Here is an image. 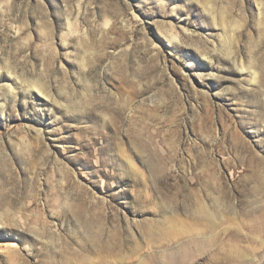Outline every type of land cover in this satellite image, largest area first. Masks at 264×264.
Masks as SVG:
<instances>
[{"label": "rangeland", "instance_id": "1", "mask_svg": "<svg viewBox=\"0 0 264 264\" xmlns=\"http://www.w3.org/2000/svg\"><path fill=\"white\" fill-rule=\"evenodd\" d=\"M214 261L264 264V0H0V264Z\"/></svg>", "mask_w": 264, "mask_h": 264}, {"label": "bare ground", "instance_id": "2", "mask_svg": "<svg viewBox=\"0 0 264 264\" xmlns=\"http://www.w3.org/2000/svg\"><path fill=\"white\" fill-rule=\"evenodd\" d=\"M77 9H79V6H77ZM108 21V20H107ZM107 21H105L104 23H105V25H106V23H107ZM68 26L69 27H71V24L68 22ZM173 35V34H172ZM171 37H174V36H171ZM175 38V37H174ZM11 73V72H10ZM29 88L30 89H36L39 93H41V94H44L45 92H44V89H43V86H41V84H39V83H36V82H34V83H31V84H29ZM46 94V93H45ZM199 213L203 216V218H205L204 219V223L203 224H201L199 227H194V226H192V227H189V228H187V229H184L183 230V233H180V234H178V235H184L185 236V239H187L186 241H188V243H192L193 244V247H196L197 249L199 248V249H201L200 247H201V245H199V243H201V242H204L205 241V243L206 242H209L210 241V238H208L209 236V234L210 233H212L211 232V230H214L215 229V224H217L218 222H217V220L211 215V213L210 212H208V209L206 210L204 207H200V209H199ZM218 226V225H217ZM214 228V229H213ZM217 228V227H216ZM232 229V228H231ZM216 230V229H215ZM214 230V231H215ZM226 230V229H225ZM237 230V229H236ZM213 231V232H214ZM228 231V230H227ZM207 232H210L209 234L207 233ZM205 233H207L208 235H206ZM228 233V232H227ZM216 234V233H215ZM218 234V233H217ZM211 236V235H210ZM219 236V235H218ZM225 236V235H224ZM213 238H214V236H213ZM209 239V241H207ZM212 239V238H211ZM216 239V238H215ZM201 240H203V241H201ZM222 241V240H221ZM211 242H212V240H211ZM213 242H214V240H213ZM212 242V243H213ZM218 242V241H217ZM212 243H210V244H212ZM209 244V245H210ZM187 245V244H186ZM213 245V244H212ZM214 245H216L215 243H214ZM223 245V244H222ZM211 247V246H210ZM217 247V246H216ZM220 248H221V246H219ZM223 247V246H222ZM212 248V247H211ZM211 248H209V249H211ZM214 248V247H213ZM196 249V250H197ZM216 248H214V250H215ZM219 249V248H218ZM223 249H224V247H223ZM223 249H221V250H219V251H217L218 252V254H220V251L222 252L223 251ZM233 249V248H232ZM231 249V250H232ZM207 250V249H206ZM212 250V249H211ZM224 250H226V249H224ZM230 250V251H231ZM209 251V250H208ZM235 251H237V249L235 250ZM215 252V251H214ZM228 253H229V250L227 251ZM227 252H225V254H228ZM239 252V251H238ZM233 253V252H232ZM208 254V253H207ZM234 254V253H233ZM213 255H215L216 256V253L215 254H213ZM221 255V254H220ZM236 255H237V253H236ZM241 255V254H240ZM226 256V255H225ZM206 257V256H205ZM213 257V256H212ZM237 257V256H236ZM215 258V257H214ZM241 258V257H240ZM206 259V258H205ZM208 259V258H207ZM210 259V258H209ZM222 260H223V258H221ZM238 259V258H237ZM245 258L243 257V259L242 260H244ZM220 260V259H219ZM230 260V259H229ZM246 260V259H245ZM244 260V262H246ZM224 261V260H223ZM206 262V261H205ZM227 263H228V261H226ZM230 262V261H229ZM202 263V262H201ZM200 263V264H201ZM207 264H209V263H207ZM214 264H215V261H214ZM224 264V263H223ZM242 264V263H241ZM244 264V263H243Z\"/></svg>", "mask_w": 264, "mask_h": 264}]
</instances>
